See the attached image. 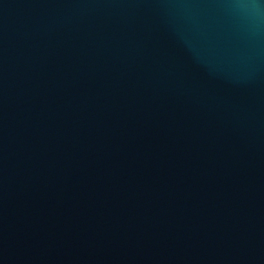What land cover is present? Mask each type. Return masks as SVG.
Returning a JSON list of instances; mask_svg holds the SVG:
<instances>
[{"label": "water", "instance_id": "95a60500", "mask_svg": "<svg viewBox=\"0 0 264 264\" xmlns=\"http://www.w3.org/2000/svg\"><path fill=\"white\" fill-rule=\"evenodd\" d=\"M0 264H264V0H0Z\"/></svg>", "mask_w": 264, "mask_h": 264}]
</instances>
